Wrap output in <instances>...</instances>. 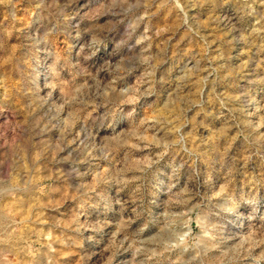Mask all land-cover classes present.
I'll list each match as a JSON object with an SVG mask.
<instances>
[{"label":"clouds","instance_id":"1","mask_svg":"<svg viewBox=\"0 0 264 264\" xmlns=\"http://www.w3.org/2000/svg\"><path fill=\"white\" fill-rule=\"evenodd\" d=\"M0 264H264V0H0Z\"/></svg>","mask_w":264,"mask_h":264}]
</instances>
